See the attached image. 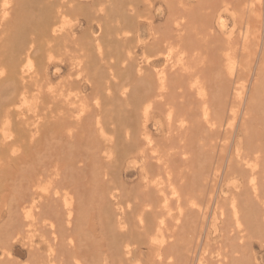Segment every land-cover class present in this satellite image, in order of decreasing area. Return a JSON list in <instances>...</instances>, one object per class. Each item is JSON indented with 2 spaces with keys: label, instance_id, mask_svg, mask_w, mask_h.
I'll return each mask as SVG.
<instances>
[{
  "label": "bare ground",
  "instance_id": "1",
  "mask_svg": "<svg viewBox=\"0 0 264 264\" xmlns=\"http://www.w3.org/2000/svg\"><path fill=\"white\" fill-rule=\"evenodd\" d=\"M0 264H264V0H0Z\"/></svg>",
  "mask_w": 264,
  "mask_h": 264
},
{
  "label": "rangeland",
  "instance_id": "2",
  "mask_svg": "<svg viewBox=\"0 0 264 264\" xmlns=\"http://www.w3.org/2000/svg\"><path fill=\"white\" fill-rule=\"evenodd\" d=\"M129 177L133 178L134 175H131ZM15 252H16V255L19 257V259L24 260L26 258V251H25V248L23 246L16 244L15 245Z\"/></svg>",
  "mask_w": 264,
  "mask_h": 264
}]
</instances>
